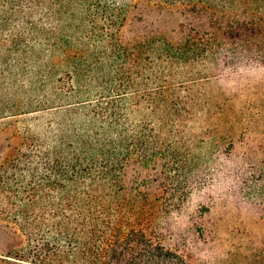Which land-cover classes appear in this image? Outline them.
<instances>
[{"label":"trees","instance_id":"obj_1","mask_svg":"<svg viewBox=\"0 0 264 264\" xmlns=\"http://www.w3.org/2000/svg\"><path fill=\"white\" fill-rule=\"evenodd\" d=\"M28 1L53 20L59 85L85 121L0 145V262L196 264L209 245L226 255L209 264H264V156H240L236 128L264 113L228 115L203 87L264 86V0ZM152 10L183 22L162 34ZM243 203L259 231L231 227Z\"/></svg>","mask_w":264,"mask_h":264},{"label":"rangeland","instance_id":"obj_2","mask_svg":"<svg viewBox=\"0 0 264 264\" xmlns=\"http://www.w3.org/2000/svg\"><path fill=\"white\" fill-rule=\"evenodd\" d=\"M146 18L149 28L157 29L162 34L178 28L183 22L181 15L154 10L147 12ZM52 22L51 17L44 18L41 10L30 8L28 0H0V145L10 146L1 151H10L18 143L31 140L49 145L59 136V126L65 127L72 123L78 125L85 121L77 106L66 105L73 102L74 98L61 90L59 85L64 75L55 66L59 52L56 50V34ZM203 87L213 97L225 95L228 115L229 108L240 112L238 108L243 105H251V113L257 111L258 116L264 113L262 85L252 90H242L238 88L237 81L211 78ZM243 115L242 119L249 117ZM239 125H236L239 128L238 136L250 141L240 149V156H264L263 119H243ZM246 125L250 128L242 135L241 131ZM225 214L231 218V227H236L239 233L243 227H252L257 231L261 229L250 222L255 211L249 204L243 203L239 211L226 209ZM242 216L249 223H240L239 218ZM6 237L5 233L0 232V246ZM204 248L195 249L193 256L196 264L224 261L226 255L222 248L218 247L212 252L209 251V245Z\"/></svg>","mask_w":264,"mask_h":264}]
</instances>
